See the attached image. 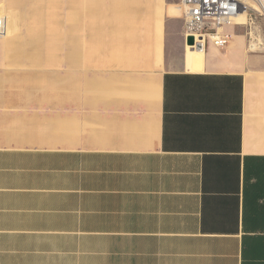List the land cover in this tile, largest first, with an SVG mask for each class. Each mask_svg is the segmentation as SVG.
Listing matches in <instances>:
<instances>
[{"label": "crops", "instance_id": "0c3cea01", "mask_svg": "<svg viewBox=\"0 0 264 264\" xmlns=\"http://www.w3.org/2000/svg\"><path fill=\"white\" fill-rule=\"evenodd\" d=\"M62 1L66 56L0 32V264H264V53L191 68L181 4Z\"/></svg>", "mask_w": 264, "mask_h": 264}, {"label": "rangeland", "instance_id": "374dc122", "mask_svg": "<svg viewBox=\"0 0 264 264\" xmlns=\"http://www.w3.org/2000/svg\"><path fill=\"white\" fill-rule=\"evenodd\" d=\"M4 2L5 9L2 15L4 19V28L6 25V17L10 22L14 24L15 34H27L34 35L37 42H42L44 45V57H50L51 50L47 49V46L52 42H59V57L66 56V2L62 0H0ZM168 2L181 4V0H168ZM251 7L247 15H242L238 19H234V22L227 27V31L234 35H244L247 39L248 47L253 52L264 53V14L260 13L258 5L253 0H247ZM59 12V16L52 17L54 12ZM38 13V14H37ZM41 13V14H40ZM41 15V17H38ZM236 26V28H232ZM59 31V32H58ZM3 31H1L2 33ZM59 36V41L57 37ZM255 44V49H251L250 44ZM40 51V50H37ZM40 53V52H39ZM49 56H48V54ZM36 70L37 75L42 79L39 82L45 83V79L48 71H51V66H36L32 67ZM62 69V68H61ZM51 73V72H50ZM54 85V84H53ZM52 85V86H53ZM66 80H60L59 86L55 85L53 88H66ZM51 88V87H49Z\"/></svg>", "mask_w": 264, "mask_h": 264}, {"label": "built area", "instance_id": "2783aa9c", "mask_svg": "<svg viewBox=\"0 0 264 264\" xmlns=\"http://www.w3.org/2000/svg\"><path fill=\"white\" fill-rule=\"evenodd\" d=\"M258 11L264 14V0H253ZM184 33L186 39L193 37L196 43H212L218 47L226 46L231 34L227 27L241 11H250L247 0H181ZM4 28V19L0 15V32Z\"/></svg>", "mask_w": 264, "mask_h": 264}, {"label": "bare ground", "instance_id": "6f19581e", "mask_svg": "<svg viewBox=\"0 0 264 264\" xmlns=\"http://www.w3.org/2000/svg\"><path fill=\"white\" fill-rule=\"evenodd\" d=\"M249 2H247V8H249ZM248 11H241L234 19H238L239 17H241L242 15H247ZM189 50L192 51V55H191V60L189 62V65L191 68H199L201 67V58L203 57L204 53L197 50L196 47L191 46V44H189L188 46ZM195 48V49H194Z\"/></svg>", "mask_w": 264, "mask_h": 264}, {"label": "water", "instance_id": "95a60500", "mask_svg": "<svg viewBox=\"0 0 264 264\" xmlns=\"http://www.w3.org/2000/svg\"><path fill=\"white\" fill-rule=\"evenodd\" d=\"M187 42L191 45H193L195 43V40L193 37H189L187 39ZM205 46L203 45V43L199 42V43H196V49L199 50V51H202L204 50Z\"/></svg>", "mask_w": 264, "mask_h": 264}]
</instances>
